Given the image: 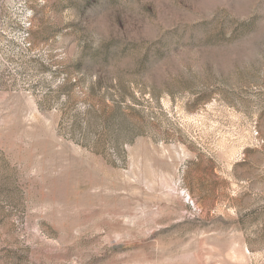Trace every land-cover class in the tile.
I'll use <instances>...</instances> for the list:
<instances>
[{"label":"rangeland","instance_id":"1","mask_svg":"<svg viewBox=\"0 0 264 264\" xmlns=\"http://www.w3.org/2000/svg\"><path fill=\"white\" fill-rule=\"evenodd\" d=\"M0 264H264V0H0Z\"/></svg>","mask_w":264,"mask_h":264}]
</instances>
